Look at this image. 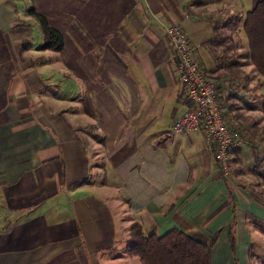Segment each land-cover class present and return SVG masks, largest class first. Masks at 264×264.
<instances>
[{
  "label": "crops",
  "instance_id": "crops-1",
  "mask_svg": "<svg viewBox=\"0 0 264 264\" xmlns=\"http://www.w3.org/2000/svg\"><path fill=\"white\" fill-rule=\"evenodd\" d=\"M257 1L0 0V264H113L133 222L202 242L217 235L210 264H251L263 200L232 156L230 175L219 172L200 129L169 132L187 102L165 27L181 24L233 112L240 95L225 66L257 73L241 53L214 55L209 40ZM30 8L59 31L61 50L40 48Z\"/></svg>",
  "mask_w": 264,
  "mask_h": 264
},
{
  "label": "trees",
  "instance_id": "trees-1",
  "mask_svg": "<svg viewBox=\"0 0 264 264\" xmlns=\"http://www.w3.org/2000/svg\"><path fill=\"white\" fill-rule=\"evenodd\" d=\"M29 13L38 21L43 31L44 39L40 48L56 51L61 50L63 41L59 31L50 27L46 18L37 13L33 8L29 9ZM240 20H242L241 25L238 23ZM230 26L238 33L242 30L246 38L247 47L244 58L253 66L254 71L261 79L262 97L259 110L264 118V0H258L241 19L232 18L224 22L216 23L215 26H213V36L209 40V44L211 46L223 45L227 38L225 40L219 39L217 37V30L218 28ZM225 49H227V47H225ZM194 51L196 53L195 48ZM227 66L230 69L235 65L229 62ZM225 96L227 99L228 95ZM226 110L225 113L231 111L227 105ZM250 126L253 128V125ZM259 133L263 137L262 140L264 142V128H261ZM240 150L239 147L230 151L231 155H233L232 160L234 163L239 160L238 154ZM258 163L260 164V160L257 158L254 159L251 173L264 183V167L259 168ZM260 193H264V191ZM254 198L263 200L264 204V199L258 197ZM216 236L217 235L209 236L202 242L175 228L159 235L153 228L144 232L137 222H133L129 226V235L125 252L129 257H137L140 264H210L211 247L215 242ZM228 242L231 252L234 254L233 235H228Z\"/></svg>",
  "mask_w": 264,
  "mask_h": 264
},
{
  "label": "rangeland",
  "instance_id": "rangeland-1",
  "mask_svg": "<svg viewBox=\"0 0 264 264\" xmlns=\"http://www.w3.org/2000/svg\"><path fill=\"white\" fill-rule=\"evenodd\" d=\"M229 1L230 3L236 6H241L242 2H244V0H229ZM227 28L230 29V34L228 36L226 37L217 36L219 39L222 40H225L227 37L233 40L231 41V44H229V46L226 45L228 41L226 43H223V47H227V49L225 48L222 49V47L220 48L211 45L209 49L210 52H213V54L217 53L218 56L229 55L228 59L232 58L233 60H236L238 59L239 55L241 54L243 56L245 55L247 45L242 44V46H244L245 49H239L240 43L242 42L241 33L234 31L232 29V26ZM228 52H230V54H227ZM244 61L245 62L242 61L243 63L241 65L247 64L246 61L248 60L245 59ZM225 68H226V74H228L229 78L231 77L228 81L236 85L234 87V89H236L235 92L238 95H240V97L235 96L236 102H233L235 104H232V107H234L235 110L230 113H225L226 105L228 104L224 105L225 102H223L224 100L223 97H225V95H230V94L224 93V95H221L220 94L221 91H217L216 84L213 81V79L208 77L207 74L203 72V70L200 67L203 74L206 75L207 78L211 79L214 83L216 98L219 103L220 111L222 113L225 122H227V125L231 128V130L235 134H237L242 140V145L240 146V148L244 146L245 150H247L245 153V158H240L238 162H236L235 164L239 163V166L237 168L239 171H243L249 174V176L248 175L246 176L245 180H247V182L251 184L252 191L257 194V192L260 193L262 191L260 187L262 186L264 187V183L261 180H259V178H257L255 175L250 173V168L253 167L254 159L256 158L260 160V164L258 163L259 168L264 167V142L262 140L263 137L259 133V130L261 128H264V118L262 114L261 117H259V113H257L258 109L260 108V101L262 97L261 79L259 78V75L253 74V72L249 70L250 68L238 69L237 67H235L229 69L227 65L225 66ZM228 88L229 90H233L231 84L229 85ZM221 97L223 98V100ZM244 107L252 109L251 110L252 112H250L249 115L246 116L243 115L244 112L243 111L239 112V109L242 108L244 109ZM250 125H253V128ZM231 156L233 157V155ZM231 169H232V165H231ZM258 196L261 199H264V193H260ZM251 231H254L255 235H261L262 238L264 236L262 235L264 234V224L260 222L254 223L253 228H251ZM119 240H121V235L118 236V240L117 242L115 241L114 244L115 248L112 250V252L116 254L115 255L116 259L113 264H123L125 263L124 262L125 259H127L123 247L124 241L122 240L119 241ZM255 243L256 245H254V249H253V252H255V256L253 255L252 252V258L250 260V263L252 264L256 262L257 264H264V241L257 240ZM249 256L251 257V253H249Z\"/></svg>",
  "mask_w": 264,
  "mask_h": 264
},
{
  "label": "built area",
  "instance_id": "built-area-1",
  "mask_svg": "<svg viewBox=\"0 0 264 264\" xmlns=\"http://www.w3.org/2000/svg\"><path fill=\"white\" fill-rule=\"evenodd\" d=\"M165 34L176 59L187 108L170 125V133L202 131L204 147L213 151L219 172L229 176L230 157L242 140L225 122L216 98L214 83L203 74L196 53L180 23L165 27Z\"/></svg>",
  "mask_w": 264,
  "mask_h": 264
}]
</instances>
